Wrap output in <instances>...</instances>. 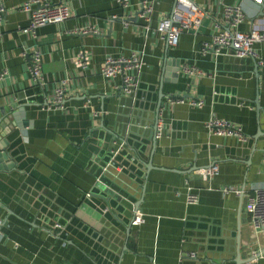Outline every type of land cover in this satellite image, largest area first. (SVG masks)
Listing matches in <instances>:
<instances>
[{
  "label": "crops",
  "instance_id": "1",
  "mask_svg": "<svg viewBox=\"0 0 264 264\" xmlns=\"http://www.w3.org/2000/svg\"><path fill=\"white\" fill-rule=\"evenodd\" d=\"M24 1L0 0L5 9L0 20V108L19 107L18 123H24L0 135V264H234V257L214 254L237 233L240 264H264V235L251 231L241 206L238 215L239 198L220 191L224 186L250 190L264 185V133L256 134L255 112L256 105L264 106V67L249 57L234 61L225 54L197 52L225 4L240 6V31H264V0H186L204 15L195 31L180 32L175 46L155 31L173 0H153L147 20L138 15V0H130L126 9L112 0H67L69 16L39 27L34 38L23 31L28 16L19 7ZM83 27L98 33H67ZM32 49L40 52L42 87L29 81L27 53ZM253 49L264 59V41ZM78 50L88 57L85 70L73 65ZM132 51L140 52L143 62L137 105L151 110L161 88V133L150 158L143 155L149 141L125 136L116 158L122 171L133 169V163L144 171L132 156L131 141L140 144L136 151L143 161L150 159V167L142 181L135 180L143 186L137 209L142 222L113 244L103 236V222H114L120 190L105 179V186L100 185L96 176L112 139L106 127L134 104L117 93V80L103 78L98 70L106 55ZM182 63L201 75L182 74ZM61 79H66L62 107H49L52 87ZM167 97L203 104H169ZM209 117L238 124L250 140L240 145L231 137L208 134L203 123ZM210 163L217 164L213 179L189 174ZM186 185L197 195L195 204L185 203ZM46 194L77 206L56 234L37 218ZM104 207L107 211L101 212ZM129 216L127 209L123 224Z\"/></svg>",
  "mask_w": 264,
  "mask_h": 264
},
{
  "label": "built area",
  "instance_id": "2",
  "mask_svg": "<svg viewBox=\"0 0 264 264\" xmlns=\"http://www.w3.org/2000/svg\"><path fill=\"white\" fill-rule=\"evenodd\" d=\"M67 0H58L50 2L49 0H25L19 7L21 11L27 14V24L23 28L31 38L36 36V31L39 27L46 24H59L69 16V10L66 5ZM113 3L120 9L128 8L130 0H112ZM260 2V0H253ZM139 12L138 15L144 20L148 19V15L152 9L153 0H138ZM5 15V9L0 2V20ZM204 12L197 9L194 5L186 0H177L175 6H171V10L163 15L155 27V31L166 41L169 46H175L178 41V36L183 30L195 31L199 25ZM243 12L239 5L225 4L221 7L220 20L214 21L212 24L213 33L200 43L198 53H211L215 57L225 54L235 58H253L256 64L264 67V59L256 55L253 45L256 42L264 41V31L257 29H249L248 31H240L239 23L243 19ZM98 33L92 27H83L72 29L68 34L79 33ZM27 73L29 81L33 85L39 87L44 86L45 79L41 70L40 52L32 49L27 53ZM73 65L81 70L88 67V57L83 50H78L72 59ZM143 62L140 52L132 51L127 55H106L99 66L98 73L105 79L117 80L118 88L121 93H128L137 86ZM179 72L186 76L197 77L201 72L191 64L182 63L178 68ZM66 89V79L59 80L51 90V99L49 107L61 108L63 102V92ZM165 102L183 103L190 106H201L202 100L185 99L181 97H167ZM162 107V105H161ZM159 109V112L161 110ZM208 134L216 136H225L233 138L240 145L246 144L250 140L241 126L229 122L227 120L209 117L203 123ZM160 123L156 124L155 138L160 136ZM122 144L119 143L117 148ZM115 148L114 151L117 150ZM192 177H197L205 181H209L217 174V164L210 163L204 167H196L189 171ZM222 194L232 193L240 200L241 210L246 216L247 223L254 234L264 235V185L257 186L250 190L236 189L229 186H224L220 189ZM90 194L86 193L85 197ZM197 195L192 191L189 185L185 186V203L195 204ZM142 222L141 214L135 210L133 219L130 225H138ZM257 253V252H256ZM255 252L251 254V260L257 255ZM187 256H192L188 253Z\"/></svg>",
  "mask_w": 264,
  "mask_h": 264
},
{
  "label": "water",
  "instance_id": "3",
  "mask_svg": "<svg viewBox=\"0 0 264 264\" xmlns=\"http://www.w3.org/2000/svg\"><path fill=\"white\" fill-rule=\"evenodd\" d=\"M177 0H173L172 7L175 6ZM262 7V5H260ZM226 57H230L234 61H238L239 58H235L233 56L227 55ZM253 59V58H251ZM256 65L255 62H253ZM175 72L177 68L174 69ZM138 89V84L136 87L132 88L130 92L122 95L129 98L131 103L134 104L125 114L117 115L114 117L113 122L106 127V130L109 132L111 136L110 147L108 150V158L107 161L104 162L105 164L100 168L99 175L96 176L97 182L105 186L104 179L109 182V184L114 185L120 190L118 194L119 207H118V214L113 217L114 222H103V227L105 229V234L103 232V236L108 242H112L116 244L118 240H122L126 238L129 227L130 221L133 219L134 211L138 209V205L142 200V190L143 186L138 185L135 180L142 181L147 169L150 167V154L151 148L153 146L155 140V130L156 124L159 114V109L161 107V99L163 94L161 93V88L159 87L156 94V100L152 106L151 110H146L144 107H140L137 105L136 100V91ZM117 93H121L117 90ZM255 112L257 114V123H258V131L256 134L264 133V106L260 107L256 105ZM22 115V111L19 107L11 108L10 106L7 107L6 111L4 108H0V135L9 132L13 127L19 128L24 123H18L19 117ZM2 119H5L3 121ZM10 120V121H7ZM129 133L133 137H141L149 141L147 145L143 148V155L149 157L146 161H143L140 157V154L136 151V148L140 147V144L136 141H131L132 146H130V151L132 152V156L136 163L140 164L144 167V171L141 169L134 167L132 164L133 169H126V171H122L123 169L121 166L116 163V158L119 152L122 150L124 145L126 144L125 136ZM253 140L254 137H251ZM121 143L122 145L117 148V145ZM115 148H117L116 151ZM249 150H253V148H249ZM4 159L7 158L6 153L2 154ZM141 184V183H140ZM98 185V189H100ZM103 189V188H102ZM101 190V189H100ZM90 197V196H89ZM86 197V198H89ZM130 198L133 199V202H129ZM77 206L73 205L72 203L67 202L61 197H55L54 195L51 196L46 194V197L41 201V207L39 208L38 212V219L41 221V226L45 227L47 230L52 232V234H56L60 232V230L64 227L65 223L69 221L71 217H73ZM127 209L130 211V216L126 224H123L121 221V217L126 214ZM238 215L240 213V200H239V209ZM107 211V208L104 207L101 209V212ZM103 212V213H104ZM118 226L122 227V231L118 230ZM238 228V225L236 229ZM238 231V230H237ZM222 252V253H221ZM221 252H215L214 258H233L234 264H240L243 260L239 258V233L229 241H224L223 246L221 248ZM263 252V251H262ZM262 252H257L256 254H260Z\"/></svg>",
  "mask_w": 264,
  "mask_h": 264
}]
</instances>
